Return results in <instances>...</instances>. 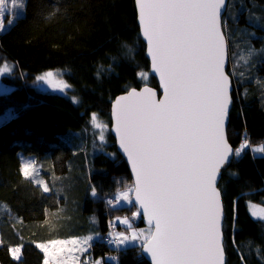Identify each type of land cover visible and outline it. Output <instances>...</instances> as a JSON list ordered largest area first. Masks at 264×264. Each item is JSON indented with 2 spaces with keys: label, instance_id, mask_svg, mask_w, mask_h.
Wrapping results in <instances>:
<instances>
[{
  "label": "trees",
  "instance_id": "16d2710c",
  "mask_svg": "<svg viewBox=\"0 0 264 264\" xmlns=\"http://www.w3.org/2000/svg\"><path fill=\"white\" fill-rule=\"evenodd\" d=\"M250 15L264 23V0H230L223 21L230 55L228 73L234 84L228 126L234 149L245 135L252 147L264 143V26L253 29L255 37L247 35L249 30L244 32V28L251 29ZM0 59L13 62L23 74L14 80L11 92L0 94V115L9 110L15 115L0 126V209H5L7 222L1 221L0 230L14 241L15 231L7 218L18 217L31 240L16 243L22 246L19 260L12 257L7 245H1L0 264H44V252L32 240L54 239L52 218L63 207L71 210L75 195L82 203L77 212L71 210L73 224L87 228L92 214L97 221L95 226L91 224L98 235L92 243L95 258L112 257L103 264H149L141 247L117 249L104 241L110 233L104 200L133 183L114 138L109 135L111 145L106 153L89 158L83 151L75 154L64 139L78 130L83 135L91 130L93 113L111 123V104L117 96L144 85L158 88L150 75L135 0H27L25 15L0 35ZM56 70L67 71L64 78L71 85V95L35 88V76ZM20 154L51 160L61 176L59 193L44 192L25 178ZM219 187L225 209L226 263L264 264V221L255 218L249 207L250 203L264 207V156L245 149L240 158L234 157ZM93 189L95 196L90 194ZM131 207L120 213H129ZM138 226H144L142 219Z\"/></svg>",
  "mask_w": 264,
  "mask_h": 264
},
{
  "label": "snow or ice",
  "instance_id": "6c2138e0",
  "mask_svg": "<svg viewBox=\"0 0 264 264\" xmlns=\"http://www.w3.org/2000/svg\"><path fill=\"white\" fill-rule=\"evenodd\" d=\"M135 3L152 69L160 76L163 98L157 99L155 91L145 87L128 91L113 105L114 131L134 174L132 185L118 191L115 198L132 204L130 193L134 194L139 207L133 216L142 213L149 228L133 229L130 235L115 233L109 243L127 247L139 242L153 264H225L224 207L218 187L221 169L230 157L240 158L245 149L264 154V143L252 147L247 135L235 150L228 142L227 122L233 98L232 82L226 71V22L222 23L221 15L229 2ZM23 8L24 0H0V31L5 28V15ZM12 22L8 20L9 25ZM11 68L8 64L0 66V75L11 72ZM60 75L59 71H48L38 79L65 91L71 85L57 79ZM140 75L144 77L145 73ZM73 100L79 102L75 97ZM91 124L100 129L99 139L104 142L107 125L95 113ZM21 172L42 185L44 192L51 191L39 178L34 160L24 161ZM92 195H96L95 189ZM122 222L131 229L129 218ZM93 239L89 235L37 246L45 252L44 264H50V260L51 264H68L69 260L75 264L79 257L72 254L73 247L67 248V259L58 260L59 252L49 253V246L59 245L60 251L68 245L78 246L76 250L83 254ZM10 251L14 259H20V247Z\"/></svg>",
  "mask_w": 264,
  "mask_h": 264
},
{
  "label": "rangeland",
  "instance_id": "374dc122",
  "mask_svg": "<svg viewBox=\"0 0 264 264\" xmlns=\"http://www.w3.org/2000/svg\"><path fill=\"white\" fill-rule=\"evenodd\" d=\"M26 2H27V0H24V8L23 9H17L15 14L7 13L5 15V17H4L5 28H4V30L0 31V35L9 31L14 26V24L20 18H22L25 15ZM253 17L255 19H253ZM247 18H249L248 22L250 24L251 29L244 28V32L249 30V31H247V35H249L250 37H255L257 34L253 31V29L257 30L259 28H262L264 26V23L262 22V20H260V18H258V16H251L250 15V16H247ZM9 19H11L13 21L11 25L8 24ZM4 64L10 65V66H12V68H11V72L0 75V94H7V93L11 92L14 89V86H13L14 80L19 79V77L23 78V74L17 69V66L13 62H10L9 60H6V59H0V66H3ZM57 71H59V73L61 74L60 76L57 77V79H63L64 81H66L64 78V75H65V73H67V71L56 70L53 72H57ZM44 73H41V74L35 76L33 82H34V86L36 89L43 91V92L57 93V94L68 95V96L71 95L70 94L71 88L66 89L65 91H60L58 88H54V87L50 86L45 81L39 80L38 77H40ZM73 97L74 96L71 97L72 100H73ZM76 100L78 101V99H76ZM75 103H77V102H75ZM14 116H15L14 113L10 110L4 114H1L0 115V126L4 123L10 121ZM97 116H98L100 121H102L103 123H105L107 125V129L105 130V141L104 142L100 141V139H99L100 129L95 128L91 124V120H90V124H91L92 129L91 130L90 129L85 130L84 135L82 134L83 133L82 131L78 130V131L74 132V134L64 136V139L70 145L73 146L75 154H78V153H80V151H83L85 156L87 158H89L90 156L92 157V155H95L98 153H106L107 147H110L111 142L109 140V135H110L111 123L107 119L101 118L99 115H97ZM82 136H84V137H82ZM255 154L260 155V156H264L263 154H260V153H255ZM20 159H21V168H22L24 161L34 160L36 162V167L39 170V178L48 184V187L51 189V191L55 190L59 193L57 184L60 182L61 176L53 168L51 160H49L48 158L39 159L35 155L26 156L24 154H20ZM87 165L89 166V172H90L91 166L89 164V161L87 162ZM31 181L34 184H36L33 180H31ZM73 183H75V185L81 184L78 181H74ZM36 185L40 186L43 189L42 185H40V184H36ZM126 185H132V183L131 184H125V186ZM123 189H124V187H121L117 190V192L113 196L114 202L111 203L110 207H108V206L106 207L107 213L110 216V222H113L114 225H117L116 229H112V230L110 229V232H111L110 235L111 236H114L113 234H115V233H124L125 235H130L131 231L133 229L136 231L148 229L145 226H143V227L138 226V223L141 219V215L135 216V217L133 216V213L137 211V209L135 207L134 208L131 207V206H134L133 203L129 204L123 200H120L119 202L116 200V198H115L116 194L118 193V191H122ZM51 191H49L48 193H50ZM90 194H92V191H90ZM130 196L132 197L131 193H130ZM81 203H82V200H81L80 196L75 195L73 197V206H72L71 210L77 212L79 210V205ZM126 207H131L130 212L129 213L124 212L125 214L120 213V212H122L121 209L126 208ZM249 207H250L252 214L255 213V215H254L255 218L264 221V207L262 205L257 204V203H250ZM63 208H65V209L62 211H58L56 214L54 213L55 217L52 218L54 221L51 224V226H52L51 233L53 234L54 239H52L50 241H53V240L64 241V240H71V239H78L79 240V239H82V238L89 236V235L93 236L94 239L89 242L91 244V247H89L86 252H83V254H81L79 251L76 250V247H78V246L74 247L72 245L66 246L63 251H60L59 245H57L55 247H52L50 245L49 246V253L56 251V252H59L58 260L60 257H64L65 259H67L66 255H65L67 252V248L73 247L74 250H73L72 254L79 257V259L77 261H75V264H85L86 261L88 262V264H91L92 261H101V264H103L104 261H112V257H110V256L95 258L94 254L92 253V243L96 239H98V235L93 231L94 227H91V224H93L95 226L97 223V221L94 217V214L90 215L91 224H89L87 226V228L78 229V227L73 224V215H72L70 208H68V207H63ZM4 210L0 209V223H1V221L3 223H7L4 220L5 219L4 218V216H5ZM83 210L85 212L84 207H83ZM125 217L129 218L130 223L132 225L131 229L128 227V225H126L122 222ZM7 220L9 221V224H11L12 227L14 228L16 238L14 241H12L11 239L5 238V236L2 234V230H0V240L4 241V243L0 244V246L1 245L2 246L7 245L10 249L13 247H20L21 248L22 246L16 245V243L19 240H21L23 242H30L31 241L27 238V235H26L27 230L24 227L25 223L23 222L22 219H20L18 217H13V218H9V219L7 218ZM26 227L29 230H33V229H31L32 225H27ZM50 241L37 242L36 240H32V243H36V245H40V244H49ZM114 246L117 249H125L128 247H135V246L141 247L139 242H137L136 244H130L127 247H125L123 245L118 247L116 244ZM44 254H45V252H44ZM11 255H12V253H11ZM19 255H20V259H21V257H22L21 251H20ZM12 257H13V255H12ZM50 264H51V260H50ZM68 264H73V262L69 260Z\"/></svg>",
  "mask_w": 264,
  "mask_h": 264
},
{
  "label": "water",
  "instance_id": "95a60500",
  "mask_svg": "<svg viewBox=\"0 0 264 264\" xmlns=\"http://www.w3.org/2000/svg\"><path fill=\"white\" fill-rule=\"evenodd\" d=\"M228 2H229V5H230V0H228ZM135 7H136V12H137V21H138V25H139V28H140V34H141V27H140L139 19H138V8L136 6V3H135ZM227 11H228V9L226 11H223L222 12V15H221L222 23L224 21V18H225V15H226ZM141 38L144 41V43L146 44V57H147V59L149 60V63H150V75L156 79L157 84H158V88L152 87V86H149V85H144L141 88H132V89H136L137 91H141V90H143V88L148 87V88H151V89H153L155 91L156 98L157 99H162L163 98V88L161 87L160 76H159L158 73H156L152 69V59H151V56L148 54V44H147V41H146V39L142 35H141ZM225 39L227 41L226 71L228 72V68H229V64H230V55H229V45H228V40H227L226 35H225ZM229 76H230V79H231V82H232V98H233L234 84H233V79H232V77H231L230 74H229ZM132 89H130V90H132ZM126 94H127V92L126 93H123V94H121L119 96H117L115 98V100L111 104V110H110L111 128H110V134L114 138L115 144H116V150H117L118 154L125 160V162H126V164L128 166L129 173L131 175L132 181L134 182V174L132 172L131 164L129 163L126 154H124L123 151L120 149L119 139H118V136H117L116 132L114 131V123H115V121H114V118H113V115H112L113 105L115 104L116 99L119 98L120 96L126 95ZM232 107H233V102H232V105L230 106V109H229L228 122H227V136H228V126H229V120H230V112L232 110ZM228 142H229V139H228ZM229 144H230V142H229ZM232 148H233V150H235L233 146H232ZM233 159H234V157H230V162L227 165H225V168L221 169V177L223 176L224 172H226L229 169V167L231 166V164L233 162ZM221 179L218 180V187H219V184H220ZM132 198H133V205H134V207L136 209H138L139 205L136 204L135 201H134V194H132ZM221 199H222V202H223L222 194H221ZM223 207H224V202H223ZM141 219H142L143 225L145 227L149 228V224H148L147 218L142 213H141ZM224 221H225V209H224ZM223 239H224V242H225L224 231H223ZM141 254L147 260V262L149 264H153V262L151 260V257L149 256L148 253L144 252L143 249H141ZM225 264H227L226 263V253H225Z\"/></svg>",
  "mask_w": 264,
  "mask_h": 264
},
{
  "label": "built area",
  "instance_id": "2783aa9c",
  "mask_svg": "<svg viewBox=\"0 0 264 264\" xmlns=\"http://www.w3.org/2000/svg\"><path fill=\"white\" fill-rule=\"evenodd\" d=\"M109 201H112V203L114 202V199L113 198H106L105 199V205L106 207H110L111 204H109ZM109 228L112 230V229H116L117 228V225H114L113 222H110L109 223ZM111 233V232H110ZM110 233L105 237V241L109 243L110 240H113L115 237L114 236H111ZM112 246L115 245V243H110Z\"/></svg>",
  "mask_w": 264,
  "mask_h": 264
}]
</instances>
